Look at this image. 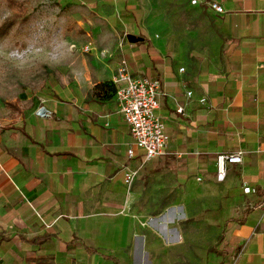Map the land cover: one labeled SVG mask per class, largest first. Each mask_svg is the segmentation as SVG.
<instances>
[{"label":"crops","instance_id":"1","mask_svg":"<svg viewBox=\"0 0 264 264\" xmlns=\"http://www.w3.org/2000/svg\"><path fill=\"white\" fill-rule=\"evenodd\" d=\"M85 1L103 3L99 17L126 39L144 38L127 40L122 59L160 83L165 154L143 163L115 94L95 90L113 74L28 90L16 115L2 103L0 264H264V0H184L165 17L151 2L150 23L142 0ZM237 150L242 162L218 182L217 154ZM150 199L182 214L146 225ZM194 201L214 213L192 214Z\"/></svg>","mask_w":264,"mask_h":264},{"label":"rangeland","instance_id":"2","mask_svg":"<svg viewBox=\"0 0 264 264\" xmlns=\"http://www.w3.org/2000/svg\"><path fill=\"white\" fill-rule=\"evenodd\" d=\"M23 1L27 5V18L18 21L8 33L0 36V105L20 103L28 90L45 93L48 84L66 85L76 79L79 82L98 81L115 74L122 60V46L127 39L123 26L110 27L99 17V6L103 3L85 0H70L66 4L56 0ZM139 1L148 7L145 20L150 23L151 2L153 6H158L159 15L165 17L173 11V6L184 0ZM10 16L12 11L7 0H0V25ZM115 17L121 18L116 10ZM163 31L153 28L151 35L160 34L161 41ZM144 43H147V38ZM9 109L10 115L19 114L15 107L10 106ZM134 181L131 187L127 186L128 190H131ZM198 185L201 186L192 179L190 186L199 188ZM213 206V202L194 201L191 203L192 214L214 213L204 209ZM158 214L165 217L167 214H182V204L168 208L162 201L157 203L150 199L146 204L144 202V224L151 225L150 216ZM210 243L207 242V245ZM195 244L198 245L197 242ZM176 250L179 251V248Z\"/></svg>","mask_w":264,"mask_h":264},{"label":"built area","instance_id":"3","mask_svg":"<svg viewBox=\"0 0 264 264\" xmlns=\"http://www.w3.org/2000/svg\"><path fill=\"white\" fill-rule=\"evenodd\" d=\"M191 3L198 4L199 0H191ZM208 5L216 12H223L222 6L213 1H209ZM111 80L115 86V98L119 112L130 128L134 145L144 152L142 162L146 163L156 157L163 156L168 142V135L165 132L162 120L156 113L159 107V81L156 78L133 76L125 59L121 60ZM187 95L190 96L191 92L188 91ZM200 101L205 102V98H201ZM178 110L182 111V108ZM38 113L43 114L45 112L40 108ZM128 154L134 156L133 148L128 149ZM242 157V150L217 154L216 180L218 182L224 181L227 174V165L241 163ZM139 170L140 167L126 171L124 181L128 188L131 187ZM243 192L252 193L254 189L244 185Z\"/></svg>","mask_w":264,"mask_h":264},{"label":"trees","instance_id":"4","mask_svg":"<svg viewBox=\"0 0 264 264\" xmlns=\"http://www.w3.org/2000/svg\"><path fill=\"white\" fill-rule=\"evenodd\" d=\"M7 5L12 11V16L6 19L0 25V36L9 32V30L16 24L18 21H24L27 18V5L25 1L20 0H7ZM105 89L106 91L110 92L111 94H115V86L111 81L106 80L98 83L95 86V90Z\"/></svg>","mask_w":264,"mask_h":264},{"label":"water","instance_id":"5","mask_svg":"<svg viewBox=\"0 0 264 264\" xmlns=\"http://www.w3.org/2000/svg\"><path fill=\"white\" fill-rule=\"evenodd\" d=\"M127 40L130 42V43H137V42H141L144 40L143 37L141 36H136L134 34H128L127 35Z\"/></svg>","mask_w":264,"mask_h":264}]
</instances>
